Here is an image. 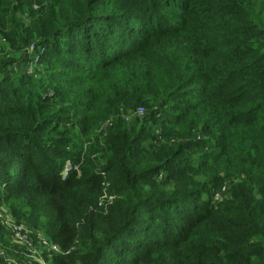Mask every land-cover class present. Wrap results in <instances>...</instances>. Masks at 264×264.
<instances>
[{"label":"trees","instance_id":"trees-1","mask_svg":"<svg viewBox=\"0 0 264 264\" xmlns=\"http://www.w3.org/2000/svg\"><path fill=\"white\" fill-rule=\"evenodd\" d=\"M1 34L46 49L42 94L0 56V206L53 264H264V0H0Z\"/></svg>","mask_w":264,"mask_h":264},{"label":"rangeland","instance_id":"rangeland-1","mask_svg":"<svg viewBox=\"0 0 264 264\" xmlns=\"http://www.w3.org/2000/svg\"><path fill=\"white\" fill-rule=\"evenodd\" d=\"M21 18H23L26 21V23H28L30 21V18L27 14H23ZM119 40L121 41L123 39L119 38ZM30 47L28 49L25 46L22 48H13L11 46V43L8 41V39L5 36H3L2 34L0 35V56H5V57H7V59L11 60V62H10L11 67L9 68L10 74L14 78H20L21 76H27V75L31 76L33 81H36V83L38 84L37 92L42 94V93L46 92V90L49 87L53 86V83H50L51 81L49 79V74H46V63L45 62L41 63L40 57L35 58V59L32 58V55L34 53H36L37 49H38L39 54L42 53V51H41L42 47L37 46L36 49H34L33 51L30 50ZM68 56H70V55H68ZM77 57H78V55H77ZM95 59L96 58L93 55V56H91L89 61H82L81 63H82V65L86 64V66H87L90 64V62H92ZM84 67H85V65H84ZM57 68H60V67L57 65ZM47 95H52V94H50V92H49V93H47ZM135 109L136 108L129 110L127 108V109H125L126 111L123 110V115H124L126 121L130 122L134 118L139 117L140 111L135 110ZM109 129H110V126L106 127L107 131H109ZM67 166H71L70 160H69V163ZM223 189L216 196V201H219L222 197H225L227 195V191H224ZM112 198H113V196L110 197V196L106 195L101 199V201H104L105 199L111 200ZM202 198L203 197H201L200 199H194V202L199 203V202H201ZM105 203H106V201L102 202L100 204V206H104ZM9 217H11L13 220H15V218L12 216V214L10 213L9 209L6 206H4V205L0 206V222L2 223L6 218H9ZM19 223L31 225L27 221H21ZM31 226H33V225H31ZM43 234L46 237L47 234H45L44 232H43ZM0 237H1L3 245L6 247L7 252L11 253V250H10L11 242H10L9 237L6 235V233L4 231V227L2 228V231L0 232ZM45 256L47 257V258L45 257V259L48 262L47 264H51L49 257L47 255H45ZM15 261H17L18 264H37V263H33L34 262L33 258L31 256H28V254H26V253L18 256V258L15 259Z\"/></svg>","mask_w":264,"mask_h":264},{"label":"built area","instance_id":"built-area-1","mask_svg":"<svg viewBox=\"0 0 264 264\" xmlns=\"http://www.w3.org/2000/svg\"><path fill=\"white\" fill-rule=\"evenodd\" d=\"M36 47V44H32L30 50L33 51ZM41 51L45 52L46 49L42 47ZM139 111L140 115L144 114L143 108H140ZM71 169V166H67L64 175L67 176ZM2 225L11 242V253L7 252L0 237V264H18L15 259L24 253L31 256L33 263L37 264H47L48 262L45 259V255H47L51 264H53L56 256L64 254L60 244L50 241L44 234L29 224L19 223L9 217L2 222Z\"/></svg>","mask_w":264,"mask_h":264}]
</instances>
